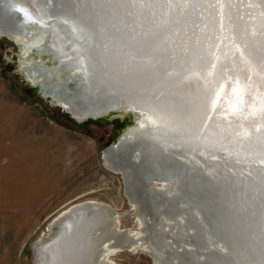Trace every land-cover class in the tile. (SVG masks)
Wrapping results in <instances>:
<instances>
[{
	"label": "bare ground",
	"instance_id": "1",
	"mask_svg": "<svg viewBox=\"0 0 264 264\" xmlns=\"http://www.w3.org/2000/svg\"><path fill=\"white\" fill-rule=\"evenodd\" d=\"M30 2L0 0V34L18 46L24 79L72 118L124 121L102 151L107 169L168 175L194 171L202 155L231 171L240 165L256 171L253 165L261 164L254 175L264 185V0ZM75 2L82 7L76 15L70 14ZM168 176L175 177L177 189L181 174ZM128 178L143 189L148 186ZM170 184L163 178L155 187ZM247 185L235 188L236 194ZM249 185L250 192L258 190L257 184ZM171 189L165 191L171 194ZM221 190V199L228 200L230 194ZM259 195L249 207L258 206ZM97 206L102 210H83ZM260 211L232 226L246 222L248 227L247 240L236 242L238 247L229 244L238 262L260 253L254 238L257 225L264 224V208ZM99 215L109 219L102 229L92 223ZM118 216L94 200L65 208L48 223L47 234L33 242V264H117L112 254L132 250L133 244L147 249L141 230L120 228ZM238 231L233 234L239 236ZM226 235L221 233L220 240ZM220 240L212 242L211 254L203 247L204 259L215 260L217 252L226 251ZM179 247L198 252L193 242L182 241Z\"/></svg>",
	"mask_w": 264,
	"mask_h": 264
},
{
	"label": "water",
	"instance_id": "2",
	"mask_svg": "<svg viewBox=\"0 0 264 264\" xmlns=\"http://www.w3.org/2000/svg\"><path fill=\"white\" fill-rule=\"evenodd\" d=\"M70 1L71 4L74 2V0ZM74 6V9L72 5L70 6L72 10L70 14L76 15L77 9L82 7L76 5V2ZM81 17L83 19V16ZM197 161H200V163L193 164V166H196L194 171L189 169L168 171L170 175L172 172L181 174L177 182V189L172 187L174 176L169 177V174L160 175L158 171H149L146 176L141 174L147 171H126L121 176L124 183V194L134 207L141 224L140 228L143 235L140 237V241L147 238L149 240L148 248L141 250L151 257L154 264H264V226H262L264 224L257 225L258 234L254 237L256 240L255 250L260 253H255L253 257H246L241 263L233 258L232 251L234 252V250L232 248L229 250L230 242L231 247L233 245L238 247L239 245L236 242H243L242 240H247L248 236V234L246 235L248 229L246 222L236 227L239 230L236 234L239 236L233 234L236 231V228L233 227L243 221L244 215L253 214L257 216L261 212L260 210L264 208L261 207L262 198H264V185L260 182L262 180L259 179V176L254 175V173L261 172V164L253 165L256 171H253L254 169L249 171L247 166L241 167V165L235 171H231L224 162L217 163L216 160L206 159L202 155L198 156ZM204 166H210L213 169L206 171ZM161 172L167 173V171ZM128 176L137 178L138 181L148 182V186L143 189L138 186L140 184H134L129 180ZM151 177H154L153 179L157 181L163 178L167 179L171 184L165 188H156L155 183L157 181L152 180ZM242 183H248V185L245 186L243 191L236 194L237 190L235 188ZM253 183L258 185L256 192H250L251 188L249 187L251 186L249 184ZM225 184L227 187L223 186ZM168 187L172 188L171 194L165 191ZM221 189H226L230 194L228 200L221 199ZM258 191L260 195L255 199H257L259 207H249L250 204L253 205L256 202L253 199ZM180 204L182 206H179ZM91 208L86 207L83 210L92 213L95 210H102L101 206ZM124 213L126 211L122 212V214ZM87 215H90V213ZM180 215L184 218L181 219ZM97 217L92 223H97L95 225L97 228H104L108 224V215L105 218L101 215ZM189 226H193V229L190 230ZM221 233L227 234L226 238H223L226 239L225 241L220 240ZM242 235L246 236L240 238ZM236 237H239V239L235 240ZM216 240H220L222 244H225L226 251L217 252L215 260H210L208 257L204 259L205 256H203L201 250L206 246L209 254H211L213 252L212 242H218ZM182 241L193 242V247L197 248L198 252L187 247L180 248L179 245ZM133 245L132 250L138 247L136 244ZM209 246L211 249H209ZM227 251H231V253H227ZM166 255H168V258Z\"/></svg>",
	"mask_w": 264,
	"mask_h": 264
},
{
	"label": "rangeland",
	"instance_id": "3",
	"mask_svg": "<svg viewBox=\"0 0 264 264\" xmlns=\"http://www.w3.org/2000/svg\"><path fill=\"white\" fill-rule=\"evenodd\" d=\"M20 1L31 6L30 0ZM39 57L48 65H56L48 56ZM19 58L18 46L0 34V126L4 120L3 104L9 103L11 98L27 104L35 114H38L40 120L54 122L57 128L60 127L65 135L71 138L72 162L71 171H55L57 201L66 195V203L63 206L46 209V214L41 210L40 222L33 225L29 237L21 243V254L0 256V264H33L31 246L38 237L47 234V225L51 219L65 208L85 200L109 205L120 214L117 217L120 228L139 232L141 224L134 207L124 194L122 175L107 169L102 162L103 149L117 136L124 121L119 118L75 120L60 107L55 106L49 97H43L24 79L20 73ZM62 78L60 77V80ZM3 88L8 89L9 96ZM18 135L13 130L0 127V139L5 138L8 143ZM125 211L126 213L122 214ZM111 258L117 264H154L151 257L139 247L134 250H121L112 254Z\"/></svg>",
	"mask_w": 264,
	"mask_h": 264
},
{
	"label": "crops",
	"instance_id": "4",
	"mask_svg": "<svg viewBox=\"0 0 264 264\" xmlns=\"http://www.w3.org/2000/svg\"><path fill=\"white\" fill-rule=\"evenodd\" d=\"M30 108L12 98L2 105L0 127L19 134L12 143L0 139L2 257L21 254V243L40 222L41 210L46 214V209L66 203V195L57 201L55 171H71V138L54 122L40 120Z\"/></svg>",
	"mask_w": 264,
	"mask_h": 264
}]
</instances>
